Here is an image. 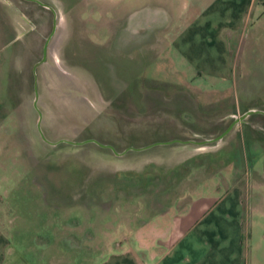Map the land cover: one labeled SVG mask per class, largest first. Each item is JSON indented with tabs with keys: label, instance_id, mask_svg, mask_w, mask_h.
<instances>
[{
	"label": "rangeland",
	"instance_id": "rangeland-1",
	"mask_svg": "<svg viewBox=\"0 0 264 264\" xmlns=\"http://www.w3.org/2000/svg\"><path fill=\"white\" fill-rule=\"evenodd\" d=\"M118 1L0 0V204L27 262L97 264L212 177L238 134L264 135V24L236 31L233 90L200 91L150 28L117 34L163 0Z\"/></svg>",
	"mask_w": 264,
	"mask_h": 264
},
{
	"label": "crops",
	"instance_id": "crops-1",
	"mask_svg": "<svg viewBox=\"0 0 264 264\" xmlns=\"http://www.w3.org/2000/svg\"><path fill=\"white\" fill-rule=\"evenodd\" d=\"M163 2L133 23L121 21L117 34L122 23L136 30L146 26L150 31L145 40L161 43L158 57L183 84L200 91L233 90L236 31L247 21L264 24V0ZM229 106L234 113V103ZM5 111L0 112V130ZM29 114L32 120L30 109ZM236 138L226 161L215 163L212 177L144 225L130 226L128 238L116 242L97 264H264V135ZM7 217L0 204V264H41L24 259L19 241L11 244Z\"/></svg>",
	"mask_w": 264,
	"mask_h": 264
}]
</instances>
